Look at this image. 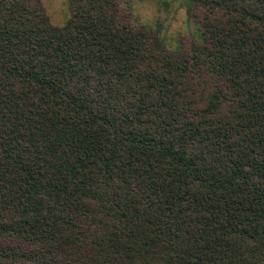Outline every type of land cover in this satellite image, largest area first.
I'll return each instance as SVG.
<instances>
[{"label": "trees", "instance_id": "16d2710c", "mask_svg": "<svg viewBox=\"0 0 264 264\" xmlns=\"http://www.w3.org/2000/svg\"><path fill=\"white\" fill-rule=\"evenodd\" d=\"M0 0V264H264V0Z\"/></svg>", "mask_w": 264, "mask_h": 264}, {"label": "rangeland", "instance_id": "374dc122", "mask_svg": "<svg viewBox=\"0 0 264 264\" xmlns=\"http://www.w3.org/2000/svg\"><path fill=\"white\" fill-rule=\"evenodd\" d=\"M51 24L65 27L71 19L69 0H41ZM187 0H138L135 10L144 23L164 24V41L171 49H178L187 38L198 37L197 27Z\"/></svg>", "mask_w": 264, "mask_h": 264}]
</instances>
